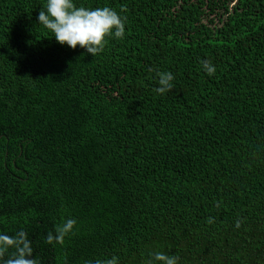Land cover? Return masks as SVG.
Returning a JSON list of instances; mask_svg holds the SVG:
<instances>
[{"label": "trees", "instance_id": "trees-1", "mask_svg": "<svg viewBox=\"0 0 264 264\" xmlns=\"http://www.w3.org/2000/svg\"><path fill=\"white\" fill-rule=\"evenodd\" d=\"M0 264H264V0H0Z\"/></svg>", "mask_w": 264, "mask_h": 264}]
</instances>
